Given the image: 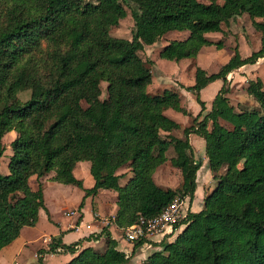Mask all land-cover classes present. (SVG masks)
<instances>
[{
    "label": "trees",
    "instance_id": "obj_1",
    "mask_svg": "<svg viewBox=\"0 0 264 264\" xmlns=\"http://www.w3.org/2000/svg\"><path fill=\"white\" fill-rule=\"evenodd\" d=\"M131 9L130 39L112 36ZM247 14L260 32V48L242 58L237 51L216 73L195 67L192 92L201 109L183 137L171 132L180 126L166 116L171 108L189 113L176 89L147 90L152 61L138 54L170 31H187L186 38L168 41L159 51L164 59L195 57L203 46L215 44L205 34L222 32L235 16ZM261 19V20H257ZM264 57V0H0V158L3 137L10 131L8 172H0V249L14 241L25 226H34L45 208L41 178L49 172L63 185H75L87 196L99 190L115 193L113 223L124 229L140 217L157 216L174 200L194 197L199 163L188 136L205 142L214 188L197 212L187 211L173 225L182 226L173 240L155 243L144 238L132 243L130 254L117 248L107 226L73 243L52 236L42 255L71 253L83 241L104 237L101 250L81 249L67 264H127L144 244L159 245L140 264H264V88L260 78L248 80L252 108L235 107L227 96V75ZM221 79L209 111L200 90ZM106 97L101 98V83ZM29 91L22 100L19 92ZM173 147L175 155L166 153ZM169 160L179 170L181 184L162 188L153 179ZM90 163L94 180L84 188L73 169ZM131 175L124 184L119 179ZM36 176L37 189L29 178ZM80 219V216H79Z\"/></svg>",
    "mask_w": 264,
    "mask_h": 264
},
{
    "label": "crops",
    "instance_id": "obj_2",
    "mask_svg": "<svg viewBox=\"0 0 264 264\" xmlns=\"http://www.w3.org/2000/svg\"><path fill=\"white\" fill-rule=\"evenodd\" d=\"M248 16L247 14H243L242 16H235L234 18L242 19ZM249 18V16H248ZM250 19V18H249ZM261 20V19H257ZM230 21V23H231ZM251 21V20H250ZM224 26V25H223ZM223 26L221 27L223 31ZM167 34V33H166ZM222 32H209L206 33L205 36L213 41L214 43L219 41L214 37L219 36ZM188 33L183 38H178L182 40L186 38ZM163 38V37H162ZM177 39V38H174ZM173 40V39H172ZM221 40V39H220ZM222 41V40H221ZM168 42V41H167ZM166 42V43H167ZM163 43L160 46L159 51L161 48L166 44ZM261 42L257 47L260 48ZM221 48H216L215 44L203 46L199 53L192 58H183L178 61H173V66L175 67L171 73H165L162 69L158 68L157 62H153L152 66V82L148 85L147 90L151 88L153 91H158V93L162 92L165 88H173L176 89L181 98V105L183 108L187 110L189 113L188 115H184L180 111L173 110L168 108L164 111L166 116L174 120L177 124H179V128L175 129L171 132V134L176 138L183 137V128L188 127L192 124V120L196 115L200 112V105L196 100L195 95L192 92L186 91L181 85H193L195 78H194V70L195 67H200L205 70L208 74L216 73L220 66L228 61L231 55V50L229 49V54H226L225 58H221L219 61L221 54L223 52L220 51ZM257 50V49H256ZM223 51V49H222ZM232 53V52H231ZM240 55L242 58L249 56L250 52H241ZM249 54V55H244ZM159 55V52H158ZM159 58H161L159 56ZM159 60V59H158ZM168 60V59H167ZM264 65V57L259 58L254 64H245L228 74L227 77V84H229V92L227 96L230 100V103L235 102V107H243L242 96L240 98H236L232 95L233 87H236L238 84H241L240 87H246V84H243L246 80H255L260 78L263 85L264 79L262 77H257V70ZM254 73V75H253ZM222 80L216 79L209 84H207L204 88L200 90V99L205 103V111L210 110L211 102L219 91L222 86ZM228 86V85H227ZM160 90V91H159ZM207 92V96L205 95ZM231 92V93H230ZM238 93V92H237ZM230 96H233L232 99ZM247 99L251 97L248 95L246 96ZM190 101H195L193 103V108L189 106ZM252 107L257 106L255 101H252ZM233 105V104H232ZM242 105V106H241ZM251 107V108H252ZM9 136V144L15 138L16 133L15 131H10L6 133L3 137ZM2 139V141H3ZM189 143L192 147L194 159L199 163V168L196 172V186L194 191V197L190 201L187 197L183 200V204H185L187 210L192 212L199 211L203 206V198L206 194H208L215 186V180L212 177V173L210 168L208 167L207 157L205 154V142L202 137L195 133H190L188 136ZM8 144V145H9ZM172 151L170 152V150ZM168 149V153H166L167 158H171L175 155L173 147L171 146ZM4 152V154H11L10 148ZM5 160V161H4ZM7 161L8 157L4 158L2 156L0 158V172L2 174H6L8 172L7 168ZM82 166L84 169L81 172H77V168ZM160 165L158 168H160ZM90 163L88 161H78L73 169V174L76 178L82 180V185L84 188H90L94 184V180L89 172ZM153 174V179L155 183L162 188H176L181 184V176L178 169L174 167H170L171 171L167 173L168 176L165 177L164 182L157 180L159 176L157 173L159 169ZM124 170V171H121ZM87 173V175L83 176V172ZM127 172L126 168H121L117 171L118 174ZM54 175L52 171L51 177ZM175 176L174 180H170L168 177ZM34 177L35 183H32L31 178ZM128 175L126 174L125 177L119 179V183L122 185L124 184L127 179ZM46 176L41 178L42 181V189L44 195V201L46 197V192L44 189L45 180H47ZM164 179V178H163ZM123 180V181H122ZM175 182V184L173 183ZM29 184L33 190L37 189V180L36 176H31L29 178ZM36 184V185H35ZM174 184V185H173ZM52 189L56 190V196L52 194V211L48 208L45 201V208H41L38 214V220L34 226H25L21 229L19 236L12 241L7 246L0 249V264H37L38 254L37 251L39 249H47L49 241L52 236H57L61 234L62 242L65 244L73 243L78 241L79 239H83L84 237L88 236L90 233L99 234L102 227L107 226L109 232L111 233L112 237L117 241V248L121 251H124L126 254H130L132 250V243L127 242L124 237L117 234L118 228L113 223V218L117 209L116 204L114 203L112 207L110 206V202L107 203L109 197L114 198V194L111 191L107 190H99L97 194L87 196L84 200V205L80 209H78V205L84 195L82 189L78 188L75 185H63L59 184L55 181H52ZM58 192V193H57ZM60 193V195H59ZM69 195H75V200L73 204L67 205L65 204V199L69 198ZM107 204L109 206H107ZM67 211H74L73 215H68ZM80 216V219H79ZM183 227L180 226L177 229L170 228L167 229L165 235L161 237H157L153 240L155 243H160L163 240L170 241L173 239L176 234L182 229ZM104 246V237L100 236L97 240H90V241H83L81 244L77 246V251L74 254L71 253H58V254H44L42 255V262L43 264H67L81 249L85 247H91L94 250H101ZM160 248L159 245H152L149 243L144 244L141 248H139L134 255L131 256V260H134V264L138 262L141 263L147 256H149L154 250ZM130 250V251H128ZM129 264V261L128 263Z\"/></svg>",
    "mask_w": 264,
    "mask_h": 264
},
{
    "label": "rangeland",
    "instance_id": "obj_3",
    "mask_svg": "<svg viewBox=\"0 0 264 264\" xmlns=\"http://www.w3.org/2000/svg\"><path fill=\"white\" fill-rule=\"evenodd\" d=\"M85 1L95 2L96 0H85ZM201 1H204V0H201ZM125 11H126L125 17L121 18L119 20V23L116 26L110 27L108 29V31L114 37L130 39L131 35H132L134 22H133V19H132V16H131V9L128 6H126V5H125ZM223 28L227 29L226 31H224V34L222 33L219 36H214V37H220V38H215V39L216 40H220L221 39L222 43H223L220 51L223 52L224 55L221 54L219 61H221L222 57L225 58L226 54H229V52H230L229 49L232 52V53L230 52L229 55H232L234 53L235 49H237L239 54H241L240 51L243 52V53H245V52L249 53L250 52L249 54H251L253 51H257L259 49V47H257V46H258L259 41H260V32L257 31L252 26L251 21L248 18V16H245V18H242V19L234 18V20H232L231 23H229L227 26L224 25ZM187 33H188L187 31H183V32L170 31V32H167V34L163 35V38L159 39L153 45L144 46V48L142 50H139L138 54L141 56V58L145 62L151 61V60L153 62H157L158 61L157 62L158 68L162 69L165 73H171L172 70H174V68H175L173 66V64H172L173 62L171 60H167V59H164V58H159L158 52H159L160 46L163 43H166L167 41H170V40H172L174 38H177V39L178 38H183ZM222 49H223V51H222ZM249 54H244V55H249ZM257 72H259V73H257L258 74L257 77H262L264 79V65L261 66L257 70ZM253 75H254V73H253ZM247 83L248 82L246 80L243 84H246V86H247ZM227 85L229 87V84H227ZM240 85L241 84H238L236 87L232 88V89H234V90H232V95H234L236 98H240L242 96V101L241 102L243 103V108H251L252 107V102H251L252 98H250V99L246 98V96H248V94H247V92L245 90L246 87L241 88ZM263 88H264V85H263ZM101 90H102L101 98H105L106 97V82H102L101 83ZM148 91L150 93H158V91H153V90H151V88L148 89ZM205 95L207 96V92H206ZM18 96L22 100H26L29 97V91L19 92ZM230 97L232 99H234L233 96H230ZM252 101H253V99H252ZM193 103H196V102L195 101L194 102L193 101L189 102V106H191V108H193L192 107ZM232 104L235 106V102H232ZM9 140H10L9 136H7V137H5L3 139V144H4L5 148H6L5 151H7V152L9 150V148H10V146L8 145L9 144ZM171 151H172V149L170 150V152ZM10 152H11V148H10ZM6 157H8V154H4V158H6ZM170 165L171 164H170V162L168 160L163 166L158 168L159 172L157 173V176H159V178H157V180L164 182L165 177L168 176L167 173H169V171H171V169H170L171 166ZM83 169L84 168L82 166H80V167L77 168V172H81ZM121 171H124V170H121ZM51 175H52V172H49L47 175H45L48 178H46L47 180H45L44 189H45V192H46V197H45L46 205L52 211V194L56 196V190L52 189V181L49 180V177ZM82 175L83 176L87 175L86 171L83 172ZM127 175L130 176L131 174L129 172H127ZM168 178L170 180H174L175 176L172 175V177L170 176ZM31 181H32V183H35L34 177L31 178ZM173 183L175 184V182H173ZM112 193H114V192H112ZM59 195H60V193H59ZM68 197L69 198H66L64 200L65 204H67V205L73 204L76 196L74 194L73 195H69L68 194ZM109 198L110 199H108L107 203L110 202L109 203L110 206L108 204H107V206L112 207L113 204H114V198H112V197H109ZM182 209H183V211H188L186 206H185V204H182ZM117 234L121 235V237H124V229L118 228ZM173 239H170V241L173 240ZM128 251H130V250H128ZM130 258H129V264H134V260H131ZM136 264H138V262Z\"/></svg>",
    "mask_w": 264,
    "mask_h": 264
},
{
    "label": "built area",
    "instance_id": "obj_4",
    "mask_svg": "<svg viewBox=\"0 0 264 264\" xmlns=\"http://www.w3.org/2000/svg\"><path fill=\"white\" fill-rule=\"evenodd\" d=\"M182 201L174 200L168 204L157 216L151 218L140 217L137 222L124 228V239L133 243L137 239L154 240L165 235L167 229L181 221L187 211L182 209ZM73 215L74 211H67Z\"/></svg>",
    "mask_w": 264,
    "mask_h": 264
}]
</instances>
